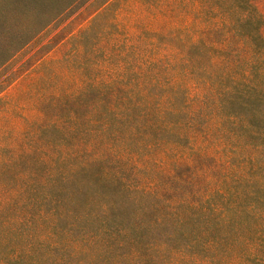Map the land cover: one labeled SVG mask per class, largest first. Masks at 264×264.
Instances as JSON below:
<instances>
[{
	"label": "trees",
	"instance_id": "trees-1",
	"mask_svg": "<svg viewBox=\"0 0 264 264\" xmlns=\"http://www.w3.org/2000/svg\"><path fill=\"white\" fill-rule=\"evenodd\" d=\"M135 2L146 45L39 94L0 162V264H264L259 0Z\"/></svg>",
	"mask_w": 264,
	"mask_h": 264
},
{
	"label": "rangeland",
	"instance_id": "rangeland-1",
	"mask_svg": "<svg viewBox=\"0 0 264 264\" xmlns=\"http://www.w3.org/2000/svg\"><path fill=\"white\" fill-rule=\"evenodd\" d=\"M258 6L264 16V0ZM147 21L135 0H0V162L31 143L39 94L66 81L78 90L84 64L129 62L131 50L146 45L138 38ZM89 27L83 47H75L72 40ZM5 177L0 165V191Z\"/></svg>",
	"mask_w": 264,
	"mask_h": 264
}]
</instances>
